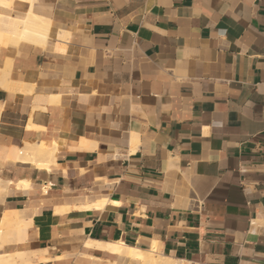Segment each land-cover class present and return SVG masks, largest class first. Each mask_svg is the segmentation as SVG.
Segmentation results:
<instances>
[{
	"label": "crops",
	"instance_id": "0c3cea01",
	"mask_svg": "<svg viewBox=\"0 0 264 264\" xmlns=\"http://www.w3.org/2000/svg\"><path fill=\"white\" fill-rule=\"evenodd\" d=\"M26 5L0 14L23 19ZM32 7L49 20L45 43L0 28V221L28 222L0 252L136 264L114 243L264 264V0ZM42 141L62 146L49 169L9 153Z\"/></svg>",
	"mask_w": 264,
	"mask_h": 264
},
{
	"label": "bare ground",
	"instance_id": "6f19581e",
	"mask_svg": "<svg viewBox=\"0 0 264 264\" xmlns=\"http://www.w3.org/2000/svg\"><path fill=\"white\" fill-rule=\"evenodd\" d=\"M11 1L12 0H0V5L10 7ZM22 1L27 3L25 18L16 20L10 17L9 18L3 17V15L0 14V28L6 31L7 33H9L8 36L10 35L11 38L15 40L24 39L25 41L26 40L38 41V42L46 41L50 33L49 20L32 11L33 8L32 6L35 0H22ZM23 84L25 83H22V85ZM26 85H28V83ZM25 87L26 86H24V88ZM27 88L28 86L26 87V89ZM27 91H29V89ZM32 144L26 143L22 149L19 150L11 149L9 153L11 157L18 164H29L34 167H38V168L44 167L49 169L51 165L54 164L56 151L60 149L62 146L54 141H47V142L42 141V144L40 146H36V145L34 146V143ZM38 158H45V159L42 160ZM2 187L3 184H1V179H0V191L2 190ZM27 226H28V222H26V220H24L23 218H19L17 213H9V212L4 213L0 221V249L6 242L16 243V244L23 243L27 238L26 237ZM105 246L112 252H115L117 255L125 257L126 259H128V261L130 260L135 261L136 264H183L182 261L164 256L160 253H156L154 250L141 251L135 249L134 247L129 248L127 246H124L123 244L121 245L114 243L105 244ZM44 250H42V254L46 252ZM38 252L37 251L24 252L23 250H18V249L14 250L13 253L11 254L0 252V264H31V262L34 261V259L35 260L43 259L42 257L39 256L41 253L39 252L40 253L39 254ZM114 264H118V263L115 262Z\"/></svg>",
	"mask_w": 264,
	"mask_h": 264
},
{
	"label": "rangeland",
	"instance_id": "374dc122",
	"mask_svg": "<svg viewBox=\"0 0 264 264\" xmlns=\"http://www.w3.org/2000/svg\"><path fill=\"white\" fill-rule=\"evenodd\" d=\"M0 167H2V164H1V162H0ZM5 225V224H4ZM16 249H18V248H15L14 250H16ZM13 250V251H14ZM13 251H10V252H13ZM9 254H11V253H9Z\"/></svg>",
	"mask_w": 264,
	"mask_h": 264
}]
</instances>
